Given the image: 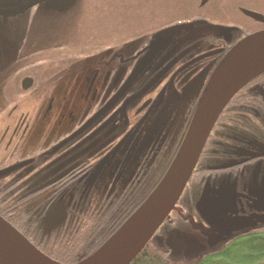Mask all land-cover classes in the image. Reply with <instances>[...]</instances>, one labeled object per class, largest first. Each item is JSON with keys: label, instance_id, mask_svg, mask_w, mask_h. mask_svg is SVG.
Segmentation results:
<instances>
[{"label": "flooded vegetation", "instance_id": "flooded-vegetation-1", "mask_svg": "<svg viewBox=\"0 0 264 264\" xmlns=\"http://www.w3.org/2000/svg\"><path fill=\"white\" fill-rule=\"evenodd\" d=\"M203 2L175 0L145 20L139 4L131 22L100 0H44L25 20L1 11L12 35L0 38V217L52 260L79 262L62 260L93 235V219L149 197L218 66L264 31V0ZM160 38L165 45L129 82ZM231 189L233 210L218 216L224 229L234 224L239 237L264 227V72L219 115L170 226L205 240L202 202Z\"/></svg>", "mask_w": 264, "mask_h": 264}, {"label": "water", "instance_id": "water-1", "mask_svg": "<svg viewBox=\"0 0 264 264\" xmlns=\"http://www.w3.org/2000/svg\"><path fill=\"white\" fill-rule=\"evenodd\" d=\"M22 1L24 0L10 2L6 0L5 3L2 2L0 13H2L1 11H13V14L6 15L16 14L19 15L17 17L23 16L21 20H25L24 13L30 7L44 2V0H27L24 1L26 2L24 6L19 7L18 5ZM203 1L205 3L207 0ZM10 7H16V9H10ZM3 20H9V18L0 16V21ZM7 30L9 31V29ZM160 39L159 46L157 45L149 50V53L132 73L129 82L139 76L155 54L165 45V39ZM162 39L164 40L162 41ZM263 72L264 31L250 35L238 43L218 66L201 98L184 145L160 184L98 250L75 264H129L152 239H156L162 246L169 247L172 250L173 257L177 255L175 253V242H177V247L181 243L180 239H184L187 242V251L190 254L198 255L191 260L194 261L204 254L218 249L235 237L232 233V230L236 228L234 224L231 227L229 226L230 230L224 229V221L218 217L226 218L233 210L235 193L233 189L226 191L221 196L213 195L210 202H202L205 205L203 207L204 218L209 223L203 230L205 240L202 239L203 235L200 232L189 230L186 225L181 224L173 229L176 232V237L175 234L169 237L164 235V230L170 228V226L164 227L160 235H157V233L166 221L170 222L172 214L177 210L219 115L242 87ZM158 79L159 77L154 79L144 91L154 85ZM248 227L246 226V228ZM256 227L253 226V228ZM240 228H244V226ZM179 233L184 234V238H181L182 235ZM183 245L180 244L181 247ZM0 264L63 263L52 260L40 252L14 227L0 217Z\"/></svg>", "mask_w": 264, "mask_h": 264}, {"label": "trees", "instance_id": "trees-1", "mask_svg": "<svg viewBox=\"0 0 264 264\" xmlns=\"http://www.w3.org/2000/svg\"><path fill=\"white\" fill-rule=\"evenodd\" d=\"M120 10L121 9H115L114 14L116 13L115 15H118ZM129 14L130 11L126 13L127 21H134L135 18L133 17L136 15L130 16L131 14ZM114 17L117 18V16ZM144 193V198L146 199L148 193L146 194V191ZM143 201L136 203L128 200L125 204L118 203L116 207L112 209L110 213L111 217L106 219L97 217L93 219L90 228L92 230L97 229V232H93L90 229L87 235H93L88 237L87 240L81 237L79 245L74 247L73 244V249L66 254L67 259H63L62 261L74 263L93 254L125 223ZM108 220H110L109 224ZM177 220L174 218L172 219V221ZM166 226H170L169 221L165 222L157 235H160L163 228ZM74 248L79 249L74 250ZM173 258L172 250L169 247L162 246L156 239H152L142 252L129 264H176ZM184 264H264V227L260 228V230L257 229L251 233L235 237L218 249L204 254L199 259Z\"/></svg>", "mask_w": 264, "mask_h": 264}, {"label": "rangeland", "instance_id": "rangeland-1", "mask_svg": "<svg viewBox=\"0 0 264 264\" xmlns=\"http://www.w3.org/2000/svg\"><path fill=\"white\" fill-rule=\"evenodd\" d=\"M10 1H14V0H8V2ZM175 0H100V5H103L104 7H109L110 9H112V14H113V17L116 16L114 14V10L115 9H122L119 14L117 15V20L118 21H123L125 22L126 21V18L127 16L126 15H122L124 14L125 10L128 9L127 11H130V16H133V15H136L137 14V10H139V4L141 6V9H140V16L142 17V20H145V16H144V13L147 12L148 10H151V9H154V14H156L157 16H159V13L158 11L160 9H158V6L159 8H169L170 9V6L174 3ZM5 3L6 0H0V4L1 3ZM137 6H138V9H137ZM155 7V8H154ZM150 8V9H148ZM41 11V10H40ZM43 12V11H41ZM41 14V13H40ZM168 13H164L163 15H167ZM162 16V15H160ZM23 16H20V17H16L14 18L13 20H21ZM116 18V17H114ZM11 35L10 31H8L6 28H2L0 27V38H4V37H9ZM129 48V47H128ZM137 50L136 49H133L131 53H134L135 51ZM174 226H170V228H166L164 230V235L165 236H171L176 233L174 230ZM172 231H174L172 233ZM181 234L182 236H180L181 238H184V234L182 233H179ZM175 237H176V234H175ZM180 244H184L183 247L180 246V244L176 247V243L175 242V253L177 254L176 257H174V262L176 264H184V263H189L192 259H194L195 257H197L198 255L197 254H190L187 249H186V246H187V242L184 240V239H180Z\"/></svg>", "mask_w": 264, "mask_h": 264}]
</instances>
